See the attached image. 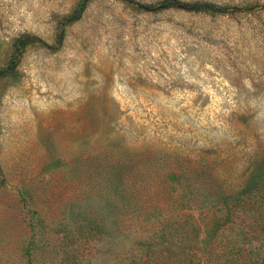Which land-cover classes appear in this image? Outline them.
Wrapping results in <instances>:
<instances>
[{
	"label": "rangeland",
	"instance_id": "rangeland-1",
	"mask_svg": "<svg viewBox=\"0 0 264 264\" xmlns=\"http://www.w3.org/2000/svg\"><path fill=\"white\" fill-rule=\"evenodd\" d=\"M182 1L0 0V264H264V0Z\"/></svg>",
	"mask_w": 264,
	"mask_h": 264
},
{
	"label": "trees",
	"instance_id": "trees-1",
	"mask_svg": "<svg viewBox=\"0 0 264 264\" xmlns=\"http://www.w3.org/2000/svg\"><path fill=\"white\" fill-rule=\"evenodd\" d=\"M127 1L134 4L137 8L151 12L162 9H168V8L182 9L185 11H200L209 8H214L209 3L187 2L182 0H156L154 2H139L136 0H127ZM24 40H25L24 42L28 43V41H30L31 39L29 37H24ZM214 227H216V224Z\"/></svg>",
	"mask_w": 264,
	"mask_h": 264
}]
</instances>
